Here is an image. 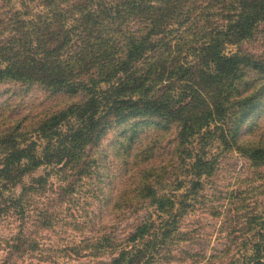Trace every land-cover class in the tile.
Listing matches in <instances>:
<instances>
[{
    "label": "trees",
    "instance_id": "16d2710c",
    "mask_svg": "<svg viewBox=\"0 0 264 264\" xmlns=\"http://www.w3.org/2000/svg\"><path fill=\"white\" fill-rule=\"evenodd\" d=\"M258 24L264 0H0V84L38 86L71 101L31 120L0 115V223H18L17 234L0 238V264L20 257L67 263L70 251L39 233L59 223L114 126L128 125L120 134L128 145L115 152L136 162L152 156L149 147L133 151L145 118L177 129L171 186H163L165 167L140 171L127 197L153 211L120 242L103 236L84 243L81 257L97 264H264V121L239 138L264 110V60L225 53ZM218 151L238 154L246 167L234 188L211 200L204 190ZM196 213L220 223L225 242L208 255L177 249L193 244L181 222ZM27 225L33 232L24 233Z\"/></svg>",
    "mask_w": 264,
    "mask_h": 264
},
{
    "label": "rangeland",
    "instance_id": "374dc122",
    "mask_svg": "<svg viewBox=\"0 0 264 264\" xmlns=\"http://www.w3.org/2000/svg\"><path fill=\"white\" fill-rule=\"evenodd\" d=\"M235 52L264 60V24L257 25L251 38L243 40L237 45H226L225 53ZM248 77L253 78L255 75L252 74ZM70 102L68 98L50 95L38 86L24 87L15 83L0 84V115L11 116L12 120L39 118L48 115L51 111H58L66 107V104ZM261 111H263L261 117L240 128V140L248 137L246 133L254 122L261 124L264 121L262 107ZM144 121H148L149 124L146 126L148 128L137 137L133 151L135 153V151L139 152L149 147L153 150L152 156L148 160L144 158L142 162L139 158V162H136L133 159L127 161L124 155L115 152V148H126L128 145L126 140H121L120 137L121 132L126 130L128 125L114 126L103 136L95 149L97 151V167L93 169L90 176L79 183L74 194L69 196L62 205L63 209L58 216L59 223H55L52 229L39 233V236L44 238V243H57L60 244L62 250L70 251L65 252L64 261L67 262L66 264H97L98 261L94 258H82L77 248L83 246L84 243H94L103 236L109 238L113 244L120 242L126 238L134 226L153 211V208L148 205L149 202L131 201L127 197L134 195L135 180L140 171L148 168L159 169L161 166L167 168L163 186L166 189L170 188L175 176L173 167L177 163V158L173 156V154L175 155L177 129L175 125L167 126L157 119L145 118ZM1 122L0 120V124ZM155 123L167 126V128L156 130L152 127V124ZM218 153L215 176L209 180L210 182L204 190L211 200L223 198L226 192L234 188L237 174H242L246 167V161L238 154L219 151ZM136 163H139L138 166ZM43 169H39L32 177L42 175ZM133 179L134 183H132ZM48 181L52 184L56 183L55 177L52 176L48 178ZM17 225L18 223L12 219L1 222L0 238L5 239L17 234ZM219 226V222L201 213L186 216L182 219L181 229L189 231L194 242L193 244L184 243L177 249L205 255L215 249H220L221 244L225 241L217 232ZM27 232H33L28 225L25 227L24 233ZM14 262L16 264L35 263L26 257L24 260L22 257L19 260L15 259ZM182 264H190V261Z\"/></svg>",
    "mask_w": 264,
    "mask_h": 264
}]
</instances>
